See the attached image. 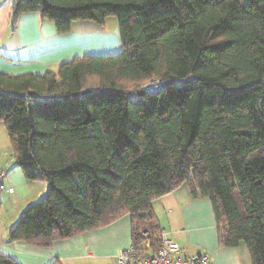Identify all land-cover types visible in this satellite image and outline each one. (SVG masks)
<instances>
[{
  "label": "trees",
  "instance_id": "obj_1",
  "mask_svg": "<svg viewBox=\"0 0 264 264\" xmlns=\"http://www.w3.org/2000/svg\"><path fill=\"white\" fill-rule=\"evenodd\" d=\"M26 13L59 34L116 16L122 51L0 72L16 164L48 184L10 241L50 246L129 215L150 256L163 234L152 203L186 184L211 201L220 244L264 264V0H15L13 25ZM152 79L161 88L144 92Z\"/></svg>",
  "mask_w": 264,
  "mask_h": 264
},
{
  "label": "crops",
  "instance_id": "obj_2",
  "mask_svg": "<svg viewBox=\"0 0 264 264\" xmlns=\"http://www.w3.org/2000/svg\"><path fill=\"white\" fill-rule=\"evenodd\" d=\"M14 4L15 0H0L1 73L14 77L43 75L49 71L53 61H59L45 60L47 56L58 54L62 57L60 51H67L70 56L63 57V60L74 57L71 51L82 42L78 34L70 35L74 33H70L71 31L69 35L57 33L54 24L43 20L38 13L23 14L13 25ZM76 22L72 24V31ZM88 26V29L94 28L93 25ZM97 30L99 29L92 30L96 34L89 36L87 33L88 36H85L87 41L95 43L92 46L95 53L110 55L122 51L118 43L110 50L107 46L105 51L101 50L106 36ZM58 41L63 45L49 46ZM0 167L7 171L0 195V252L17 263L118 264L119 253L132 245V220L129 215L108 221L97 229L73 238L55 240L50 246L10 241L11 228L18 223L29 206L46 195L48 184L26 179L22 169L16 164L3 122H0ZM152 210L163 233L180 246L183 254L192 256L207 253L212 257L211 264H252L245 245L227 248L220 244L211 201L207 198L195 199L186 184L155 200Z\"/></svg>",
  "mask_w": 264,
  "mask_h": 264
},
{
  "label": "built area",
  "instance_id": "obj_3",
  "mask_svg": "<svg viewBox=\"0 0 264 264\" xmlns=\"http://www.w3.org/2000/svg\"><path fill=\"white\" fill-rule=\"evenodd\" d=\"M160 88V80L152 79L149 84L143 87V91L151 93ZM6 176L7 171L0 167V195L4 189ZM143 236L147 237L148 233H143ZM117 260L118 264H211L212 257L207 253H199L192 256L185 255L180 246L163 233L161 247L154 254L143 256L139 254L132 244L119 253Z\"/></svg>",
  "mask_w": 264,
  "mask_h": 264
},
{
  "label": "rangeland",
  "instance_id": "obj_4",
  "mask_svg": "<svg viewBox=\"0 0 264 264\" xmlns=\"http://www.w3.org/2000/svg\"><path fill=\"white\" fill-rule=\"evenodd\" d=\"M90 23V24H88ZM88 25H93L94 28L99 29L97 30L98 32L104 34L106 37L103 40V44L101 46V50L106 49V46L108 47V49H112L114 48L117 43L120 44V47L122 48V41H121V37H120V30H119V21L118 18L116 16H108L105 19V22L103 24H99L97 22L94 21H77L76 22V26H74L75 29L71 28V32H74L72 34L68 33L66 35H73V34H78L79 36V40H82V42L79 44V47L74 49L73 51H71V53L73 54L74 57H72L69 60H63V57H67L70 56L69 53H67V51H60V53L62 54L59 56L58 54L53 55V56H47L45 58V60L48 59H53V60H59L58 62L53 61V65H51V68H49V71L52 72H57L58 73V69L60 68V64L64 63V62H68L71 60H74L75 58H83V57H97V56H113L118 54L117 52L115 53H111L110 55L107 54H99V53H95V51H93L92 46L95 45V43H93V41L85 39V36H88L87 33L89 34V36L91 34H96L94 31L92 30H96L94 28L91 27V29H88ZM88 30V31H85ZM65 37V36H63ZM75 37V36H74ZM90 37H88L89 39ZM63 43L62 42H52L49 46H55V47H60L62 46ZM105 51V50H104ZM151 80L147 81L146 83H144L143 86H146L147 84L150 83ZM246 247V246H245ZM248 251V250H247ZM250 255V254H249ZM251 257V256H250Z\"/></svg>",
  "mask_w": 264,
  "mask_h": 264
},
{
  "label": "water",
  "instance_id": "obj_5",
  "mask_svg": "<svg viewBox=\"0 0 264 264\" xmlns=\"http://www.w3.org/2000/svg\"><path fill=\"white\" fill-rule=\"evenodd\" d=\"M192 79H194V77H192ZM169 84H171L170 82H164L162 83V88H165L166 86H168ZM144 93H140V95H143ZM4 94L0 92V96H3Z\"/></svg>",
  "mask_w": 264,
  "mask_h": 264
}]
</instances>
